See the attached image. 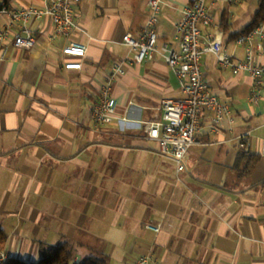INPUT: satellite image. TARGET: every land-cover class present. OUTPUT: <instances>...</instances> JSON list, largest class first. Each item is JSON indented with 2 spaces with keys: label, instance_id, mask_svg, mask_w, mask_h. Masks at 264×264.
Instances as JSON below:
<instances>
[{
  "label": "crops",
  "instance_id": "crops-1",
  "mask_svg": "<svg viewBox=\"0 0 264 264\" xmlns=\"http://www.w3.org/2000/svg\"><path fill=\"white\" fill-rule=\"evenodd\" d=\"M146 1L74 4L71 39L87 46L80 70L63 69L75 59L61 55L69 40H48V17L28 24L35 36L32 49L8 41L4 56L0 53V229L9 258L35 261L42 244L89 248L126 237L134 256L124 264L143 255L161 264H264V83L258 103L250 104V77L233 75L214 56L203 55V76L211 93L230 105L234 124L212 128L210 114L202 112L197 143L177 174L144 131L163 101L182 97L177 80L159 57L130 63V49L122 44L126 33L137 37L144 26ZM192 1L163 3L159 42L176 47L174 26ZM212 2L213 23L201 32L220 38L235 59H244L248 45L236 41L261 0ZM44 3L7 0L15 9ZM5 4L0 0V7ZM8 24L0 13V31ZM255 44L254 61L264 65ZM123 61L124 73L111 87L117 102L113 119L97 126L91 112L100 88L112 64ZM240 136L246 151L261 160L249 178L239 180L232 168ZM146 224L160 225L159 233Z\"/></svg>",
  "mask_w": 264,
  "mask_h": 264
},
{
  "label": "built area",
  "instance_id": "built-area-1",
  "mask_svg": "<svg viewBox=\"0 0 264 264\" xmlns=\"http://www.w3.org/2000/svg\"><path fill=\"white\" fill-rule=\"evenodd\" d=\"M78 0H45L42 8L15 9L6 5L0 7V13L6 15L9 24L0 31V53L2 57L7 49V43L17 49L30 50L35 45V36L28 24L48 17L52 23V32L48 40L64 38L69 42L62 48L64 58L75 61L63 63L64 70H80L82 60L87 53V46L73 41L72 35L76 29L73 6ZM166 0H147L148 18L139 31L137 37L126 33L122 37V44L130 49L132 54L130 63L140 64L161 58L177 80L182 97L168 99L162 102L158 115L144 123L145 135L156 142L159 153L171 159L176 173L185 170L187 155L190 147L197 143L200 130V114L207 112L211 116L212 128L233 126L234 119L231 107L208 87L201 70L202 57L211 54L218 66L228 69L233 75L246 73L252 83L248 103L256 104L264 83V65L254 61L252 49L256 40L255 50L264 57V24L257 26L250 34L237 39L239 45L247 44L244 59H235L224 47L220 38L210 33L203 34L201 27H210L213 23L211 14L212 0H193L181 9L180 18L174 26L173 39L176 47L169 42L158 40V23L163 3ZM230 4H239L243 0H227ZM17 25V31L13 25ZM127 62V61H126ZM115 62L100 88L98 101L91 112V118L97 126L111 123L117 105L111 95V87L116 78L124 73L123 64ZM239 148L246 149L243 136L238 137ZM125 206L118 209V217L123 216ZM145 229L159 233L160 225L146 224ZM9 257L5 250H0V264H8ZM134 264H161L153 260L150 255L139 257Z\"/></svg>",
  "mask_w": 264,
  "mask_h": 264
},
{
  "label": "trees",
  "instance_id": "trees-1",
  "mask_svg": "<svg viewBox=\"0 0 264 264\" xmlns=\"http://www.w3.org/2000/svg\"><path fill=\"white\" fill-rule=\"evenodd\" d=\"M5 5H7V0ZM264 23V0H261L259 10L257 11L253 21L247 25L240 33L241 36L250 34L257 26ZM221 26L224 31L227 30V21L223 18ZM261 157L258 154H250L246 149H239L236 155L232 172L237 178H249L256 165L260 162ZM264 188V182L261 183ZM6 234L0 229V250H4L6 243ZM40 258L36 262H25L17 258H9L8 264H108L106 256L90 255L79 257L70 243L62 242L56 246L42 244L39 247Z\"/></svg>",
  "mask_w": 264,
  "mask_h": 264
},
{
  "label": "rangeland",
  "instance_id": "rangeland-1",
  "mask_svg": "<svg viewBox=\"0 0 264 264\" xmlns=\"http://www.w3.org/2000/svg\"><path fill=\"white\" fill-rule=\"evenodd\" d=\"M72 244L75 253L79 257H86L90 255L107 256L108 264H124L125 261L127 263L133 261L132 258L134 256V253H130L129 245L127 243L126 237L117 240L116 244L113 243V246L106 245L105 243H101V245L96 247L85 248V247H81L77 243H72ZM37 257L35 261H32V259H30L29 257L21 260L25 262H36L39 260L40 255L37 254Z\"/></svg>",
  "mask_w": 264,
  "mask_h": 264
}]
</instances>
